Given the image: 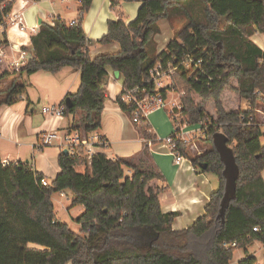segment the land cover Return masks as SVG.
I'll return each mask as SVG.
<instances>
[{
    "label": "trees",
    "instance_id": "trees-1",
    "mask_svg": "<svg viewBox=\"0 0 264 264\" xmlns=\"http://www.w3.org/2000/svg\"><path fill=\"white\" fill-rule=\"evenodd\" d=\"M15 1L0 0V25L6 24ZM93 1L80 0L74 22L58 18L41 24L31 39L32 58L19 71L0 55V83L12 79L0 91V105L20 102L27 91L26 78L71 68L80 72V85L60 105L66 107L65 116L86 114L83 127L74 124L69 132L83 129L91 134L101 127L110 71L122 78L117 103L132 120L137 107L125 101L129 92L138 99L161 94L165 100L169 92L180 93V109L169 111L175 151L196 169L216 175L220 186L212 193L205 215L193 226L176 231L177 213L161 209L164 177L154 168L143 170L131 160L111 159L102 152L93 154L89 162L78 147L68 154L61 152V171L44 186V175L31 161L4 165L0 156V264H231L236 250L247 251L255 241L264 246V140L259 127L239 125L250 108L264 106V50L252 40L255 33L264 34V0H201L203 20L189 13V0H111L119 19L108 23V32L98 43H118L120 51L92 59L93 42L82 22ZM123 2L142 3L129 24L123 20ZM173 14L185 16L187 22L157 54L158 22L171 20ZM188 59L192 60L189 68ZM158 65L162 71L176 68L169 76L170 86L163 89L151 80ZM242 102L247 110L241 108ZM140 119L142 124L136 126L142 137L158 142L147 119ZM184 123L201 125L210 144L220 130L230 139L240 178L224 224L217 219L225 188L224 166L213 144L201 154L190 155L189 144L177 135ZM200 163L207 165L205 170ZM66 191L72 194L73 207L85 208L76 219L79 232L56 215L52 198ZM239 264H256V259L248 256Z\"/></svg>",
    "mask_w": 264,
    "mask_h": 264
},
{
    "label": "crops",
    "instance_id": "crops-1",
    "mask_svg": "<svg viewBox=\"0 0 264 264\" xmlns=\"http://www.w3.org/2000/svg\"><path fill=\"white\" fill-rule=\"evenodd\" d=\"M141 6L142 3L139 2H123L121 4L123 20L127 24L133 22ZM79 7L80 0H16L12 14L22 13L25 24L30 28L38 27L39 31L41 24H52L58 18L66 22L76 21L79 17ZM118 19V14L111 8V0L93 1L90 11L82 22L86 36L93 42L89 47L92 59L120 51L118 43L107 45L98 43L108 32V23ZM5 36L8 46L30 49L31 38L34 35L29 32L22 33L18 28L10 26ZM252 40L264 49V34L255 33ZM162 50H158L157 54ZM11 80L10 78L2 81L0 88L2 87L3 90ZM26 82L28 89L19 103L12 106L0 105V156L2 161L13 163L31 161L33 168L43 174L50 183L61 171L58 159L63 151V140L60 138L53 146L40 149L38 144L41 136L49 131H57L60 137L69 134V129L74 124L83 127L86 114L79 111L75 115H64L62 119H54L45 115L43 108L49 104L59 105L69 94L75 93L80 85V72L71 68H65L56 75L39 72L26 78ZM122 91L121 76H115V72L110 71L101 127L90 134L101 137L108 145L96 146L95 153H105L111 159L131 160L143 170L154 168L159 171L164 177V180L160 181V188H163L159 196L161 209L164 213H177L173 223L174 230L187 229L205 215L210 197L219 188L220 181L218 178L217 181L212 180L209 174L196 169L187 158L179 164L175 162L166 143V139L173 134L174 127L165 110L153 109L148 112L146 119L158 142L145 140L131 117L123 112L117 103ZM33 94H35L34 98L38 99L39 105L33 102ZM169 98L170 95L167 104ZM23 100L27 101V104ZM81 130L80 132H83V129ZM129 173L131 174V171ZM64 194L67 196V191ZM66 210L70 215L74 212L81 215L85 208L71 206V209L66 208ZM255 242L250 246L252 247ZM250 246L247 247V251L236 250L231 264H239L248 256H253L256 264H264V246L259 243L255 251H251Z\"/></svg>",
    "mask_w": 264,
    "mask_h": 264
},
{
    "label": "built area",
    "instance_id": "built-area-1",
    "mask_svg": "<svg viewBox=\"0 0 264 264\" xmlns=\"http://www.w3.org/2000/svg\"><path fill=\"white\" fill-rule=\"evenodd\" d=\"M10 26L18 28L19 31L22 33L29 32L31 33V35L34 36L37 35L39 32L38 27L30 28L28 25L25 24L22 13H11L7 18L6 24L0 25V40H4L3 36L6 35V31ZM29 42L30 41H28V43ZM1 43L2 42L0 41V55L2 57L7 58L9 60V64L16 71H19L20 69L25 67L31 60V51L28 48L19 46H8V44L4 47ZM187 61L188 62H185V66L189 68L191 66L192 60L188 59ZM175 70L176 68L169 67L168 71H162L161 65L155 67V69L151 72V80L155 82L157 89H163L167 86H170L171 82L169 76H171ZM165 79L169 81V84L164 83ZM125 101L134 102L136 104L137 111L135 113L133 122L139 125L142 124L140 118H146L149 111L153 109H166L167 107V100H165L161 96V94H156L143 99H138L131 92H129L125 97ZM65 108V106H62L60 104L47 105L43 108V113L54 119H62L64 117ZM248 108L249 107L247 106V109ZM249 111L250 113L248 115H243L241 117L239 125L246 128L252 126L259 127L262 132V139L264 140V106H258L255 109L250 108ZM180 125V130L177 133L179 138H181L186 144L191 145L193 143L194 146H196V138L198 137V134L202 133V126L190 125L188 123ZM219 132H222V130H220ZM60 138H62L63 140V150H68L69 152H71L74 149L81 147L84 150L87 160L89 162L91 161L93 154H95L96 146L107 147L108 145V143L101 137L92 136L90 134H86L80 131H72L69 134L62 135L61 137L57 131H49L41 136L38 147L42 149L45 147L53 146L55 141L59 140ZM166 143L169 146L170 152L172 153L177 164H179L185 159L184 156L175 151V145L172 144L171 137L166 139ZM201 153L202 152H198V154ZM3 164L9 165V161L5 160L3 161ZM48 183L49 182L47 180L42 181V184L44 186H47ZM61 196L66 197L64 192L61 193ZM254 232H258V228H254ZM233 246H235V244Z\"/></svg>",
    "mask_w": 264,
    "mask_h": 264
},
{
    "label": "rangeland",
    "instance_id": "rangeland-1",
    "mask_svg": "<svg viewBox=\"0 0 264 264\" xmlns=\"http://www.w3.org/2000/svg\"><path fill=\"white\" fill-rule=\"evenodd\" d=\"M187 9H188L189 13L193 16V18H195L197 20H203L204 5H203V2L201 0H189L187 2ZM186 22H187V19L185 18V16H183L181 14H173V17L171 18V20L170 19L160 20L158 22V28H159L160 32L155 38L156 52L160 49L165 50L168 43L172 39L175 38L176 31L181 29L186 24ZM164 83L169 84V81L165 80ZM1 88H0V91L2 90ZM27 89H28V83H27ZM35 94H33L34 95L32 98L33 102L36 105H39L38 99L34 98ZM169 95H170V98H169V102L167 104V107H166V109H163V110H165L166 114H169V111H171L173 108L180 109L179 106H180V100L182 97V94L176 93L174 91L169 92L168 97H169ZM23 101L25 102V104H27V101H25V100H23ZM49 105H54V104H49ZM241 108L245 109V110L247 109L246 102H242ZM176 112H178V111H176ZM176 115L179 116V114H176ZM195 144H196V146H194L193 143L191 145L189 144V149H188L190 155L193 157L196 156L198 152L207 151L208 148H211L210 145H212L205 140L203 131H202V133L198 134V137L196 138ZM83 170H84V168H79V171H83ZM209 177L212 178V180H216V181L218 180L217 179L218 177L214 174H209ZM52 200H53L54 205H55V211H56V215H57L58 220L62 223H67L70 226L72 231L79 232V225L76 223V219L80 215L77 212H74L70 215L66 210V208L71 209L72 194L70 192H67L66 197H61L60 193H56V194H54ZM73 218H75V219L73 220ZM258 245H259V243L255 242V244H253L252 247L250 246L251 251H255L257 249Z\"/></svg>",
    "mask_w": 264,
    "mask_h": 264
},
{
    "label": "water",
    "instance_id": "water-1",
    "mask_svg": "<svg viewBox=\"0 0 264 264\" xmlns=\"http://www.w3.org/2000/svg\"><path fill=\"white\" fill-rule=\"evenodd\" d=\"M144 2L147 0H143ZM41 24V23H40ZM115 76H119L118 73H115ZM66 106L71 107L70 99L66 100ZM230 139L223 132H217L212 137V144L214 149L219 155V158L224 166L222 176L225 180V188L223 198L220 203L219 214L217 216L218 220L224 224L225 216L227 210L230 208V205L237 198V187L238 181L240 178V168L237 163V159L234 153L233 148L229 145ZM65 154H68V150H64ZM199 167L202 170H205L207 165L200 163Z\"/></svg>",
    "mask_w": 264,
    "mask_h": 264
}]
</instances>
